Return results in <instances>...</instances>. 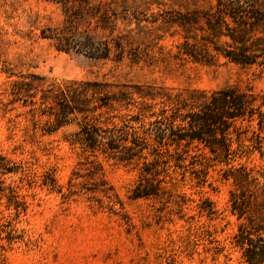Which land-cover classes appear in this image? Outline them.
<instances>
[{
    "label": "rangeland",
    "instance_id": "obj_1",
    "mask_svg": "<svg viewBox=\"0 0 264 264\" xmlns=\"http://www.w3.org/2000/svg\"><path fill=\"white\" fill-rule=\"evenodd\" d=\"M142 1L149 3L139 31L145 37L143 56L133 62L58 51L42 30L62 24L59 5L0 0V156L14 166L13 172L0 170V264H247L234 244L242 220L231 212L233 185L223 178L224 164L211 165L198 177L188 172L183 180L172 174L174 188L169 177L164 184L169 193L131 199L139 168L98 154L125 215L99 208L88 200L90 194L65 196L86 155L68 141L79 129L73 114L68 124L53 126L61 106L58 89L65 85L106 82L175 91L251 86L264 92V68L222 56L213 63L176 57L182 33L166 20L175 11L206 10L217 0ZM16 82L29 95L26 100L13 95ZM134 100L140 98L135 94ZM262 151L234 164L264 169ZM206 200L215 211L211 216L200 213Z\"/></svg>",
    "mask_w": 264,
    "mask_h": 264
},
{
    "label": "trees",
    "instance_id": "obj_2",
    "mask_svg": "<svg viewBox=\"0 0 264 264\" xmlns=\"http://www.w3.org/2000/svg\"><path fill=\"white\" fill-rule=\"evenodd\" d=\"M44 1L59 5L64 16L60 26L42 30V37L51 40L56 50L95 59L142 60L145 37L139 31L149 10L147 1ZM173 15L166 21L177 25L183 38L176 57L213 63L222 56L236 65L264 68V0H217L206 10L186 9ZM20 84H14L13 95L26 100L29 95L22 93ZM22 84L30 86V82ZM135 94L140 101L134 100ZM58 96L61 106L54 129L68 124L72 120L68 114H73L79 129L68 141L79 144L86 154L69 181L66 197L90 194L88 200L99 208L125 215L98 154L139 168L131 199L169 193L164 184L166 177L172 183V174H180L183 180L188 172L198 177L209 166L224 164L223 178L233 185L231 212L242 220L234 244L247 264H264V169L234 164L254 151L263 155L264 92L251 86L175 91L74 81L58 89ZM0 170L13 172L14 166L0 156ZM80 177L85 181L77 182ZM51 186L55 187L53 178ZM204 202L200 213L211 216L212 202Z\"/></svg>",
    "mask_w": 264,
    "mask_h": 264
}]
</instances>
